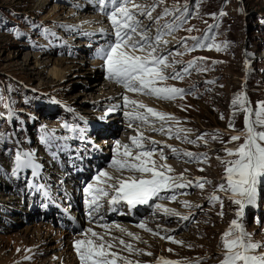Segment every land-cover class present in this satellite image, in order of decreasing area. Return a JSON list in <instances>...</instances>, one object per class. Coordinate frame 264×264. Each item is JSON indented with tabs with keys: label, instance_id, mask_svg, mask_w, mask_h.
<instances>
[{
	"label": "rangeland",
	"instance_id": "rangeland-1",
	"mask_svg": "<svg viewBox=\"0 0 264 264\" xmlns=\"http://www.w3.org/2000/svg\"><path fill=\"white\" fill-rule=\"evenodd\" d=\"M152 2L153 0H136V3L143 5H150ZM75 3H78V0H75ZM82 4L86 6L87 0H82L80 5ZM185 5L190 14L187 22L179 30L164 37L168 43L161 44L160 50L165 48L173 52L171 56H168L169 51L166 55L168 63L172 65L166 69L167 73L174 69L182 71L190 61H197L195 67L183 75V79L166 82L168 86L194 89L191 94L183 95L182 98L162 100L132 92L124 93L116 88L112 90L109 84L104 83L101 72L90 68L91 61L85 60L84 56L67 59L41 55L31 51L16 31L17 27H21L22 32L26 31L36 40L42 37L45 39L47 35L44 34L43 26H59L56 21L77 24L79 19L84 20L83 17L89 19L99 18L98 16L88 12L82 15L73 14L56 0H0V117L4 116L6 95L22 116L33 110L24 104L25 96L42 101L52 100L55 96L75 108L74 110L86 113L92 118L111 114L116 109L107 112L112 108L110 106L121 100L116 99L127 96L129 100L138 97L147 102L149 100L148 104H142L180 122L176 124L175 121H167V127L171 126L173 129L170 136L167 132L152 134L154 130L149 124L129 127V121L122 122L123 115L111 116V126L108 127L112 128L113 132L108 139L105 138V132L99 136L105 138L100 144L108 142L107 144L112 146L117 145V142H130V138L137 133L156 139L160 145L159 149L164 150L166 160L160 158L159 150L152 156V160L157 165L175 163L176 168L170 166L173 171L168 175H182L185 183L192 182L183 192H175L174 200L170 199L173 194L167 195V202L159 209L164 213L167 209L168 212L161 221L153 225L142 223L144 228H141L140 225L119 221L101 229L89 225L86 227L87 230L92 229L99 234L107 233L106 240L117 238L112 241L115 247L111 251L117 252L123 258L119 262L139 261L148 264L159 259L163 262L164 258H168L172 264H220L224 251L222 235L234 219H239L253 242L264 246V178L257 184L255 203L246 206L240 218L236 216L238 206L229 199V194L217 190L221 182L226 184V180L222 181L225 165L218 158L227 159L225 148L243 143V138L229 142L231 135L244 129L245 113L240 111L238 106H233V99L243 93L253 113L259 105L264 104V0H165L163 5L156 8L153 16H159L164 7ZM172 19V16L167 18L168 21ZM144 22L150 23L146 19ZM160 23H165V20ZM24 24L26 26L23 28ZM34 29H38V32ZM191 37H207L202 41L207 47L190 50L193 44ZM182 41L187 44L189 50L181 46ZM116 92L118 95L113 98ZM122 109L131 111L125 107ZM42 111V118H46L43 109L38 113ZM252 119L255 120V115ZM230 121L234 123L235 131L229 127ZM50 122L52 121L47 124ZM154 124L157 128L161 122L154 120ZM176 128L186 130L181 136L186 134L189 140H196L202 134L206 135L194 144L188 143L175 138ZM257 131H264V128L257 127ZM213 136L217 138L213 139ZM172 148L177 149L178 153L174 154ZM184 152H191L205 159L203 162H185L188 157L176 158V155ZM107 172L113 176L119 175L114 171ZM124 176L127 174L124 173ZM197 181L204 182L203 189L195 186ZM213 194L219 199L212 200ZM0 200L14 205L17 202V199L15 202V199H10L4 194H0ZM183 216H188L189 219L184 220ZM119 223L129 229L125 230ZM128 231L139 239L129 237ZM81 237L77 236L76 241L82 239ZM120 239L132 245L133 250H125L119 244ZM56 247L47 228L42 225L19 224L0 234V264L77 263L70 246H67V255L59 254ZM257 253L264 254V247L258 248Z\"/></svg>",
	"mask_w": 264,
	"mask_h": 264
},
{
	"label": "snow or ice",
	"instance_id": "snow-or-ice-1",
	"mask_svg": "<svg viewBox=\"0 0 264 264\" xmlns=\"http://www.w3.org/2000/svg\"><path fill=\"white\" fill-rule=\"evenodd\" d=\"M92 2L97 10L106 16L111 25V31L107 32L108 38L97 52L98 57L104 61L108 79L115 81L128 92L149 95L162 100H174L177 97L182 98L185 94H191L190 91L186 93L184 89L168 86L166 82L170 79H183V75L195 67L197 61H190L182 71L167 73L166 69L172 66L168 63V56L173 55V52L169 51L168 56L159 54L161 44L168 43L164 37L179 30L187 22L190 15L187 5L164 7L161 14L154 17L153 12L163 5L165 0H153L150 5L138 4L136 0H92ZM169 16L173 17L171 21L167 20ZM145 19L150 23L146 25ZM161 20H165V23L161 24ZM153 25H155L154 34ZM101 34L104 35V30H101ZM190 39L193 41L190 49L192 51L207 47L202 43L207 37H191ZM181 46L189 50L183 41ZM199 70L206 71V69ZM123 100L125 107L133 106V111L126 113L130 121L149 124L154 131L167 132L171 136L172 127H165V125L169 120L175 121L174 117L166 116L142 103L129 100L127 96L123 97ZM232 103L234 107L238 106L239 110L245 113L244 129L231 135L229 142H236L243 138V143L232 148L226 147L227 159L218 158L225 165L222 181L226 180V184L221 182L217 190L229 194V199L238 206L236 216L240 218L243 216L244 208L255 203L257 184L264 178V131H257V127L264 128V104L259 105L253 113L243 93L238 94ZM253 115L255 120L252 119ZM154 120L162 122L158 129L155 128ZM175 123L180 122L175 121ZM131 126L130 124L129 127ZM229 127L235 131L232 121L229 122ZM182 132L186 130L176 128L175 138L193 144L204 139L206 135L202 134L196 140H189L186 134L181 136ZM45 135L47 136V133ZM216 138L213 136V139ZM130 141V144L121 145L117 142L116 145V155L110 167L119 175L113 176L107 171H101L96 177L97 186L88 184L84 189L89 197L87 203L90 217L99 214L103 206L102 199H106L110 205H113L112 210L115 211L114 206L118 203L124 202L132 208L147 204L166 191L173 193L170 199L174 200L177 189H184L192 184L191 181L185 183L182 175L179 177L168 175L173 169L167 163L157 165L152 160V156L158 151L156 141H148L143 133H137L130 138ZM146 141L152 146L145 147ZM171 151L174 154L178 153L175 148ZM159 154L162 160H166L163 148L159 149ZM183 157H188L185 162L193 160L203 162L205 159L203 156H194L191 152L176 155L178 159ZM15 164L13 175L23 169H31V175H36L37 165L34 163L32 153L16 152ZM200 170L203 171V169ZM125 172L129 175L124 176ZM102 177L103 181H101ZM101 183L103 186H99ZM195 186L203 189L204 182L197 181ZM211 199L218 200L219 197L213 194ZM164 211L168 212L167 209ZM100 219L103 217L101 216ZM182 219L188 220L189 217L183 216ZM140 227L144 228V225ZM121 231L124 230L121 229ZM81 235L86 238L77 240L74 244L81 264H117L118 260L123 259L117 252L111 251L115 247L112 241L117 239L116 237L106 240L107 233L99 234L92 229L82 232ZM127 235L133 239H139L130 232ZM161 238L172 239L171 237ZM173 242L176 241L173 240ZM119 244L129 252L133 250L132 245L127 244L123 239L119 240ZM222 244L224 251L220 264H264V254L257 253V249L264 246L252 241L251 235L245 231L239 219L231 221L229 228L222 235ZM147 254L150 255V253ZM124 264H131V261H124ZM163 264H172V262L163 261Z\"/></svg>",
	"mask_w": 264,
	"mask_h": 264
},
{
	"label": "bare ground",
	"instance_id": "bare-ground-1",
	"mask_svg": "<svg viewBox=\"0 0 264 264\" xmlns=\"http://www.w3.org/2000/svg\"><path fill=\"white\" fill-rule=\"evenodd\" d=\"M84 4H82V6H83ZM82 19H84V20H81V19H79L78 20V25H80V26H82V27H84V28H88V29H92V30H95V31H97V30H101V29H103V28H105V27H107L108 25H106V24H104L105 22H104V18H102V17H99V18H89V19H85V17H83ZM58 74H61L60 72H58ZM61 79H62V77H61ZM109 86V88H111L112 90H120V91H122L120 88H116V87H114V86H111V85H108ZM107 85H105V87H108ZM108 88V89H109ZM114 88H116V89H114ZM103 89V88H102ZM105 90V89H104ZM118 95V92H116L115 93V95L113 96V98L115 97L116 98V96ZM138 97V96H137ZM130 100H132V101H137V100H139L140 101V103H145V104H148V102H149V100H148V102L147 101H145L144 100V98H141V97H138V98H131ZM138 102V101H137ZM51 124H53V125H51ZM48 126H55V124L54 123H52V122H50V124L48 125ZM108 143V142H107ZM106 142H102V144L101 145H106L107 144ZM169 164V163H168ZM169 166H172V168H176V165H175V163L174 164H169ZM119 225H121L120 223H119ZM125 225V224H124ZM94 226H96L97 228H102V227H105V226H100V225H96V224H93V225H89V227H94ZM111 226V225H110ZM115 226H117V224H115ZM114 226V227H115ZM123 228H125V230H126V228H128V227H126V226H123V225H121ZM113 227V226H112ZM122 227H119V228H121L122 229ZM108 228V227H107ZM131 228H133V227H131ZM105 229V228H104ZM129 229V228H128ZM132 231V230H131ZM134 231V230H133ZM128 232H130V231H128ZM68 254V253H67ZM70 264H72L71 262H70ZM73 264H76V263H73Z\"/></svg>",
	"mask_w": 264,
	"mask_h": 264
}]
</instances>
